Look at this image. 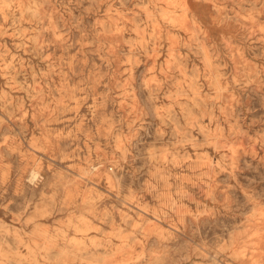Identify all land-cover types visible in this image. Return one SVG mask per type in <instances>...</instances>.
I'll return each instance as SVG.
<instances>
[{
    "label": "rangeland",
    "instance_id": "1",
    "mask_svg": "<svg viewBox=\"0 0 264 264\" xmlns=\"http://www.w3.org/2000/svg\"><path fill=\"white\" fill-rule=\"evenodd\" d=\"M187 1L0 0V264H264V0Z\"/></svg>",
    "mask_w": 264,
    "mask_h": 264
},
{
    "label": "bare ground",
    "instance_id": "2",
    "mask_svg": "<svg viewBox=\"0 0 264 264\" xmlns=\"http://www.w3.org/2000/svg\"><path fill=\"white\" fill-rule=\"evenodd\" d=\"M186 1H187V0H186ZM192 1H193V0H192ZM198 1H199V0H198ZM187 2H188V1H187ZM187 2H186V3H187ZM189 3H190V2H189ZM193 3H194V2H193ZM195 4H196V3H195ZM195 4H194V5H195ZM34 175H35V174H34ZM22 244H23V243H22Z\"/></svg>",
    "mask_w": 264,
    "mask_h": 264
}]
</instances>
